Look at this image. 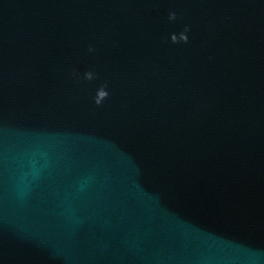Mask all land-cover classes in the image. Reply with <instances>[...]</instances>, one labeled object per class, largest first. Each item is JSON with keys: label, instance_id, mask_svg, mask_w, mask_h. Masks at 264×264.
I'll return each instance as SVG.
<instances>
[{"label": "water", "instance_id": "1", "mask_svg": "<svg viewBox=\"0 0 264 264\" xmlns=\"http://www.w3.org/2000/svg\"><path fill=\"white\" fill-rule=\"evenodd\" d=\"M0 264H264V0H0Z\"/></svg>", "mask_w": 264, "mask_h": 264}]
</instances>
